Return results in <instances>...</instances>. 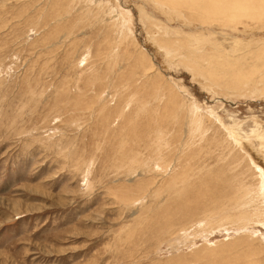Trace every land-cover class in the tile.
Instances as JSON below:
<instances>
[{"label": "rangeland", "instance_id": "obj_1", "mask_svg": "<svg viewBox=\"0 0 264 264\" xmlns=\"http://www.w3.org/2000/svg\"><path fill=\"white\" fill-rule=\"evenodd\" d=\"M257 130L264 0H0V264H264Z\"/></svg>", "mask_w": 264, "mask_h": 264}, {"label": "bare ground", "instance_id": "obj_2", "mask_svg": "<svg viewBox=\"0 0 264 264\" xmlns=\"http://www.w3.org/2000/svg\"><path fill=\"white\" fill-rule=\"evenodd\" d=\"M119 12H120L119 15L122 16L123 13H122L120 10H119ZM122 17H123V16H122ZM128 17H129V16H128ZM123 18H124V17H123ZM124 19H125V18H124ZM125 20H126V19H125ZM127 24H128V23H127ZM222 52H223V51H222ZM234 83H235V82H234ZM236 83H237V82H236ZM194 109H195V108H194ZM194 109H193V110H194ZM195 114H196V113H195ZM196 115H197V114H196ZM201 119H202V118H201ZM199 121H200V120H199ZM194 124H195V125H198V123L196 124V121H195V120H194ZM199 125H200V124H199ZM200 127H201V125H200ZM234 127H235V126H234ZM197 128H198V127H197ZM199 130H200V128H199ZM233 130H234V129H233ZM195 132H196V131H195ZM235 132H236V131H235ZM252 132H253V131H252ZM237 134H238V135H237ZM237 134H236V135H237V136H236L237 139H239V138H245V137H246L245 140H244L245 142H247L248 140H250V139L252 138V137H250L252 134L249 136V137H250V138H249V137H247L246 135L242 134V131H238ZM253 134H254V133H253ZM256 135H257V139H259V140L261 141V144H262V145L259 144L260 147H258L257 150H258V149L263 150L264 148L262 149L261 147H264V132H261L260 130H257ZM238 137H239V138H238ZM247 139H248V140H247ZM239 140H241V139H239ZM235 141H236V140H235ZM235 141H234V142H235ZM250 141H251V140H250ZM248 142H249V141H248ZM249 143H250V142H249ZM255 143H256V142H255ZM246 144H247V143H246ZM252 144H253V143H252ZM230 146H231V145H230ZM235 146H236V145H235ZM254 146H255V145H254ZM256 146H258V145H256ZM230 148H231V147H230ZM239 148H240V146H239ZM239 148H238V149H239ZM233 149H234V148H233ZM241 149H242V151H243V154H242L241 159H243V160L246 162L247 160H248V161L251 160V155H253V151H252V150L256 149V147L253 148L252 145H251L250 147H249V146H245V147H244V146H243V147L241 146ZM236 151H237V149H236ZM231 152H232V151H231ZM261 152H262V151H261ZM233 153H234V152H233ZM259 153H260V152H259ZM262 154H263V153H262ZM253 156H254V155H253ZM258 157H259V156H258ZM260 157H261V159L259 158V160H260V162L262 161V165H263V164H264V156H260ZM241 159H240V161H241ZM255 159H258V158L255 157ZM232 161H233V160H232ZM232 161H231V162H232ZM236 161H237V159H236ZM237 162H238V161H237ZM253 162H256V161H253ZM158 163H159V162H158ZM232 164H233V162H232ZM239 165H240V164H239ZM252 165L254 166V164H253L252 161H251V164H249L248 167H247L246 165H244V167H245V168H246V167L249 168V170L252 171V172L254 173V175H257L258 177H260L261 180H263V183H264V168H263L262 170H260V168H261V167H260V164L256 165L258 168H257V167L254 168ZM235 167L237 168V166H235ZM235 167H233V168H235ZM238 167H239V166H238ZM230 168H232V167H230ZM236 170H237V169H236ZM230 172H232L233 174L237 173L235 170H232V171L230 170ZM247 174H248V173H247ZM247 174H246V175H247ZM243 177H244V176H243ZM235 178H236V177H235ZM235 180H236V179H235ZM247 182H248V181H247ZM259 182H260V181H259ZM261 183H262V182H261ZM232 184H233V181H232V183H230V188L233 186ZM258 184H259V183H258ZM241 185L244 186V184H242V183H241ZM259 186H260V185H259ZM237 187H238V186H237ZM244 187H245V186H244ZM257 187H258V186H257ZM263 187H264V185H263ZM254 189H255V188H254ZM258 189H259V188H258ZM237 190H238V192H239L240 189H237ZM246 191H247V190H245L244 193H245ZM238 192H237V193H238ZM255 192H256V191H255ZM258 192H261V190L258 191ZM263 192H264V189H263ZM256 193H257V192H256ZM235 195H236V194H235ZM235 195H234V196H235ZM239 195H240V194H239ZM253 195H257V194H253ZM253 195H252V196H253ZM236 196H237V195H236ZM242 196H243V194H242L240 197H242ZM232 197H233V196H232ZM254 197H255V196H254ZM260 197H261V196H260ZM260 197L257 196L256 198L250 200V202L247 203V204H252V203H255V202L258 203V200H259V202H261L260 205L262 206V207H260V208H264V196H262V198H260ZM244 198H245V197H244ZM252 198H253V197H252ZM233 199H234V198H233ZM241 199H242V198H241ZM250 199H251V198H250ZM236 200H237V199H236ZM247 201H248V200H247ZM252 201H253V202H252ZM232 202H233V200L230 198V202H229L227 205L230 206V207H232V206H231ZM215 203H216V202H215ZM234 203H235V202H234ZM236 203H237V202H236ZM258 204H259V203H258ZM222 205H223V204H222ZM227 205H226V207H227ZM237 205H238V204H237ZM239 205H240V204H239ZM234 206H235V205H234ZM226 207H225V208H226ZM254 207H255V206H254ZM216 208H217L216 205H215L214 208H212V209H214V210H212L213 213H214V212H217V211H221V210L223 211V210H224V209H216ZM232 208H233V207H232ZM233 209H234V208H233ZM235 209H236V208H235ZM229 210H230V209H229ZM229 210H228V211H229ZM237 210H238V209H237ZM252 210H253V209H252ZM210 211H211V209H210ZM210 211H209V212H210ZM250 211H251V210H250ZM223 212H224V211H223ZM241 212H242V213H245L246 211H245V209L243 208V209H241ZM257 212H260V210H257ZM249 214H250V213H247V214H246V213H245V214H241L240 212H238V214L235 213V217H236V218L234 217V219H236V221H237V219H238V220L241 219V220L243 221V220H248L249 218H255V219H257V218H258V219H263V218H264V215H262V216H259V215H258L257 218H256L254 215H257V214H253V215H251V216H250ZM260 214H261V213H260ZM205 215H206V214H205ZM228 215H229V216L231 215L230 212H229ZM228 215L226 216V219H228V218H227ZM233 215H234V214H233ZM236 215H237V216H236ZM208 216H209V215H208ZM208 216L206 215V217H207L206 219H208ZM224 216H225V214H224ZM231 216H232V215H231ZM231 216H230V217H231ZM219 217H220V216H219ZM209 218L211 219V217H209ZM226 219H224V217H223V218L220 217V219H218V220L216 219V220H217L218 224H220L221 221H224V220H226ZM231 219H232V217H231ZM228 220H230V219H228ZM228 220H227V221H228ZM232 220H233V219H232ZM233 221H234V220H233ZM233 221H232V222H233ZM238 222H239V221H238ZM248 222H249V220H248ZM229 223H230V222H229ZM251 223H253V222H251ZM244 225H245V224H244ZM247 225H248V224H247Z\"/></svg>", "mask_w": 264, "mask_h": 264}]
</instances>
